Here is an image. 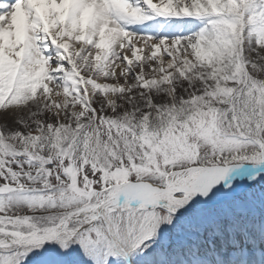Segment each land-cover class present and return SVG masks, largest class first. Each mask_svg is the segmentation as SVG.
I'll list each match as a JSON object with an SVG mask.
<instances>
[{
    "label": "snow or ice",
    "instance_id": "snow-or-ice-1",
    "mask_svg": "<svg viewBox=\"0 0 264 264\" xmlns=\"http://www.w3.org/2000/svg\"><path fill=\"white\" fill-rule=\"evenodd\" d=\"M0 264H264V0H0Z\"/></svg>",
    "mask_w": 264,
    "mask_h": 264
}]
</instances>
